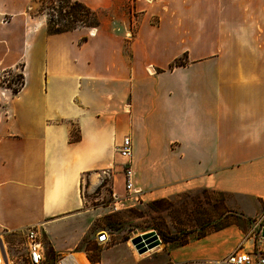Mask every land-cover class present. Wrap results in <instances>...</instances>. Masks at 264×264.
Wrapping results in <instances>:
<instances>
[{
  "label": "crops",
  "instance_id": "obj_1",
  "mask_svg": "<svg viewBox=\"0 0 264 264\" xmlns=\"http://www.w3.org/2000/svg\"><path fill=\"white\" fill-rule=\"evenodd\" d=\"M77 1L96 11L123 3ZM133 2V32L121 21L50 34L44 19L26 15L25 0H0V17L10 16L0 25V71L20 64L23 75L17 93L0 87V252L8 259L23 253L21 231L31 225L56 255L81 247L85 193L99 185L97 171L120 166L115 145L124 135L144 200L206 188L248 198L238 207L251 213L264 202V0ZM240 232L227 225L177 248L174 259L203 261L219 247L214 258L223 257Z\"/></svg>",
  "mask_w": 264,
  "mask_h": 264
},
{
  "label": "rangeland",
  "instance_id": "obj_2",
  "mask_svg": "<svg viewBox=\"0 0 264 264\" xmlns=\"http://www.w3.org/2000/svg\"><path fill=\"white\" fill-rule=\"evenodd\" d=\"M122 2L120 6L113 9H99L97 11L99 25L117 29L120 22L124 21L126 25L128 24V30L135 31L140 19L139 13L134 9L133 0ZM23 8L26 15L32 19H44L47 30L49 10L41 7V0H25ZM54 16L53 19H57L56 14ZM86 17L90 19V15ZM114 17H117L119 21H114ZM111 18L114 19L111 20ZM9 21L8 15L0 17V25H2L1 22ZM83 27L87 28V26L76 28ZM183 58V56L179 57L180 61L183 62ZM21 74L20 64L12 69L1 70L0 87L10 89L13 86L17 87L23 81ZM118 159L120 163L121 158L118 157ZM120 171V166L97 171L95 177L100 180L99 185L85 193V209L87 210L85 221L90 224L89 233L81 247L76 249L87 251L93 260L96 257L99 260L100 257L104 264H179L178 259H174L176 249L203 234L208 235L227 225L235 224L241 230L238 244L245 239H250L255 233L261 208L252 213L250 207L248 210H241L238 203L246 205L250 203L246 197H235L201 188L184 191L151 203V200H144L138 193L125 191ZM101 231L106 232L109 237L106 244H97L94 241L95 235ZM104 232L103 235L106 237ZM146 236H151L148 241L145 240ZM133 238L141 241V247H135ZM119 242H124L126 247L123 244L111 247ZM213 243V240H206L201 244L211 246ZM160 244L162 247L158 250ZM45 250L44 264H55L61 255L54 254L48 248ZM219 250L220 247L212 252L207 249L205 250L207 253L200 259H214L220 254ZM192 251L193 249L190 248L181 254L187 255ZM136 252L141 255L142 259L139 261L136 260ZM198 261L202 260L194 262Z\"/></svg>",
  "mask_w": 264,
  "mask_h": 264
},
{
  "label": "built area",
  "instance_id": "obj_3",
  "mask_svg": "<svg viewBox=\"0 0 264 264\" xmlns=\"http://www.w3.org/2000/svg\"><path fill=\"white\" fill-rule=\"evenodd\" d=\"M23 82V81H22ZM21 83L17 87L20 86ZM16 87V86H15ZM21 87V86H20ZM115 151L121 158L119 163L123 176L124 188L128 193H138L134 186L133 169L131 167L132 143L129 136L124 135L115 145ZM24 244L23 253L12 255L10 259L4 257L0 252V264H44L45 246L43 243L42 229L37 225H31L22 231ZM101 231L94 237L97 244H106L109 240L108 235L103 236ZM106 238V241H104ZM246 243H245V242ZM13 249L17 246L13 244ZM198 262L187 264H199ZM202 264H264V202L261 206V216L257 224L255 233L250 239L239 242L235 248L220 258L203 260ZM55 264H99L96 260L89 257L87 251L70 250L61 255Z\"/></svg>",
  "mask_w": 264,
  "mask_h": 264
},
{
  "label": "trees",
  "instance_id": "obj_4",
  "mask_svg": "<svg viewBox=\"0 0 264 264\" xmlns=\"http://www.w3.org/2000/svg\"><path fill=\"white\" fill-rule=\"evenodd\" d=\"M41 7L49 10L47 13L49 16L47 32L50 34L73 30L77 26L98 27L100 24L98 12L77 0H41ZM55 14L57 19L54 20ZM87 15H90V19H87ZM182 64H184V61L182 62L180 59H175L170 64V67ZM22 83L21 81L20 86ZM20 86H13V93H17ZM158 200L159 199L153 200L151 203H155ZM205 235L206 234H203L199 236V238Z\"/></svg>",
  "mask_w": 264,
  "mask_h": 264
},
{
  "label": "bare ground",
  "instance_id": "obj_5",
  "mask_svg": "<svg viewBox=\"0 0 264 264\" xmlns=\"http://www.w3.org/2000/svg\"><path fill=\"white\" fill-rule=\"evenodd\" d=\"M136 192H138V191H136ZM104 234H106V233L104 232ZM103 236H105V235H103ZM106 236H107V234H106ZM150 237H151V236H146V237H145V240L148 241V239H149ZM105 241H106V238H105ZM158 247H159L158 250H161L162 245L160 244V245H158ZM136 253H137V255H136V256H137V257H136V260L139 261L140 259H142V258H141V255H140L138 252H136ZM199 264H202V263L199 262Z\"/></svg>",
  "mask_w": 264,
  "mask_h": 264
},
{
  "label": "water",
  "instance_id": "obj_6",
  "mask_svg": "<svg viewBox=\"0 0 264 264\" xmlns=\"http://www.w3.org/2000/svg\"><path fill=\"white\" fill-rule=\"evenodd\" d=\"M132 241H133L136 248L141 247V241L139 239L133 238Z\"/></svg>",
  "mask_w": 264,
  "mask_h": 264
}]
</instances>
